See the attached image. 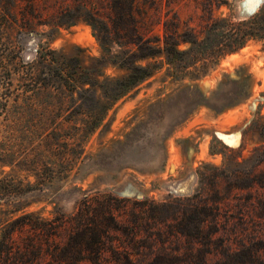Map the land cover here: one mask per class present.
I'll return each instance as SVG.
<instances>
[{"label": "trees", "instance_id": "trees-1", "mask_svg": "<svg viewBox=\"0 0 264 264\" xmlns=\"http://www.w3.org/2000/svg\"><path fill=\"white\" fill-rule=\"evenodd\" d=\"M100 1L60 5L49 23L37 0H0V264H78L82 258L98 264L108 248L119 251L113 241L109 245L106 241L110 231L134 233L151 221L143 215L131 225H120L117 198L81 187L76 188L81 197L70 214L55 207L52 217H43L32 207L57 198L89 158L85 143L108 111L156 71L165 67L162 81L179 83L164 101L181 100L183 118L201 104L214 109L219 104L223 110L250 94L247 73L227 76L210 99L195 82L224 55L250 41L264 42V4L243 19L211 12L193 27L176 13L169 15L171 10L163 17L158 14L161 0H109L105 8ZM81 20L92 26L102 47L101 56L91 58L90 65L79 55L48 45H41L30 62L19 59L14 34L20 28L57 29ZM108 64L126 73L106 75ZM250 129L262 140L255 149H264V122L255 120ZM159 207L149 205L140 213L148 215V210ZM211 214L207 220L184 213V221H193L194 230L182 225L176 232L201 236L202 243L212 241L213 232L224 228V220L215 211ZM208 222L214 231L201 226Z\"/></svg>", "mask_w": 264, "mask_h": 264}, {"label": "rangeland", "instance_id": "rangeland-1", "mask_svg": "<svg viewBox=\"0 0 264 264\" xmlns=\"http://www.w3.org/2000/svg\"><path fill=\"white\" fill-rule=\"evenodd\" d=\"M107 1L101 0V6L105 8ZM72 4L73 0H37L49 23L60 5ZM263 4L264 0H161L158 14L163 17L171 10L169 15L176 13L198 27L211 12L243 19ZM14 35L23 62L32 61L41 45L79 55L85 65L102 54L92 26L82 20L57 29L33 25ZM104 72L126 73L112 64ZM164 73L165 67L115 103L87 139L89 158L78 173L53 202L42 201L32 209L43 217H52L55 207L70 214L81 197L76 188L81 187L117 198L120 225H131L137 216L151 219L134 233L110 231L106 241H113L119 251L108 248L98 264H264V149H255L262 140L250 129L255 120L264 122V42L250 41L224 55L195 82L210 99L227 76L250 74L249 96L233 107L219 110V104L213 106L217 109L201 104L183 118L181 100L164 101L179 86L162 81ZM153 204L160 207L148 210V215L140 213ZM212 211L224 220L212 241L202 243L201 236L176 232L182 225L194 230L184 213L209 220ZM201 226L212 230L210 222ZM76 263L95 264L84 258Z\"/></svg>", "mask_w": 264, "mask_h": 264}]
</instances>
